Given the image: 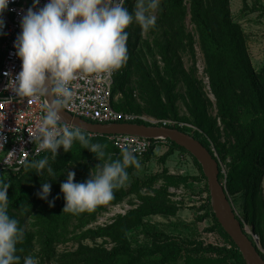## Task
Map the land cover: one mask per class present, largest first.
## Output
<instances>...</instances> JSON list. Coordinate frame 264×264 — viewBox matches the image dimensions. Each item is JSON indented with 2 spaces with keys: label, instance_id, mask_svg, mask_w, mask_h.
Instances as JSON below:
<instances>
[{
  "label": "trees",
  "instance_id": "16d2710c",
  "mask_svg": "<svg viewBox=\"0 0 264 264\" xmlns=\"http://www.w3.org/2000/svg\"><path fill=\"white\" fill-rule=\"evenodd\" d=\"M134 5L135 0L125 2L130 12ZM156 15L154 28H160L161 40L155 38L150 42L145 37L137 46L141 27L133 21L125 29L129 33L127 44L132 47L128 54L132 81L125 89L120 83V70L114 72L113 97L120 90L123 98L114 99L113 106L117 110L146 113L157 119L169 118L174 121L169 126L190 133L211 153L213 144L219 160L225 164L224 171L219 168L218 177L220 181L225 180L229 195L238 191L244 194L246 219L254 225V232L264 247V200L259 186L264 171V63L258 70L253 67L246 50L245 34L231 17L229 0H160ZM188 17L192 31L187 29ZM134 25L136 31L132 33L130 29ZM131 37L135 38L133 43ZM153 44L161 55L162 65L155 58ZM195 45L202 54L203 71L215 99V114L209 112L212 102L204 90L205 84L196 75ZM182 54L190 57L188 69L182 65ZM180 80L184 93L177 90ZM136 91L140 102L133 97ZM179 99L186 108L183 114H180ZM133 121L150 123L141 119ZM84 132L91 142L105 146L101 164L122 157L121 149L114 146L107 135ZM222 135L224 141L220 140ZM150 140L149 149L141 157L136 154L137 159H149L155 145L161 142L168 145L159 157L161 162H165L174 150H179L190 155L198 173L172 174L167 168H162L147 178L136 177L128 188L115 189L114 198L108 202V205L116 204L134 195L131 202L134 206L123 214H117L109 223L85 229L102 213L105 204L92 211L72 214L62 211L65 201L60 192V183L66 179L67 171L75 172L74 181H83L99 163L96 156L82 148L78 141H74L67 152L58 148L55 159L50 153L42 152L28 160L48 156V163L54 170L52 176L46 170L37 174L35 169L25 165L18 170L0 169V184L9 185L6 190L8 213L19 221L24 230V239L17 244L16 254L21 257L19 264H23V257L27 255L39 258L38 264L51 259L58 264H245L240 251L212 211L205 176L197 159L174 141ZM134 169V166L126 169L129 176ZM191 178L203 181L206 193L201 204L204 213L199 219L209 217V230L216 231L222 242L204 245L194 237L181 238L152 228L149 242L133 246L130 232L144 225L146 217L177 213L179 202L172 200L169 187L185 186ZM47 180L51 190L46 200L36 193L41 183ZM53 197L50 207L48 200ZM72 220L76 221L74 229H79L71 236L77 246L73 250L57 252L55 244L67 240L68 225ZM85 238H90L92 244L83 242ZM97 238L101 241L96 242ZM35 243L38 244L37 251L33 250ZM106 244H110L109 247Z\"/></svg>",
  "mask_w": 264,
  "mask_h": 264
},
{
  "label": "clouds",
  "instance_id": "9594fccd",
  "mask_svg": "<svg viewBox=\"0 0 264 264\" xmlns=\"http://www.w3.org/2000/svg\"><path fill=\"white\" fill-rule=\"evenodd\" d=\"M38 3L39 0H32L20 18V31L13 47L21 66L7 86L19 97L43 96L47 100L41 105L43 114L39 123L30 133L37 155L48 152L55 159L58 148L67 152L78 141L99 160L85 180L74 181L75 172L67 171L66 179L60 183L65 201L62 211L79 214L114 198V190L129 179L126 169L140 167L136 153L145 150L147 143L125 145L120 159L101 164L104 145L91 142L79 126L60 125L61 110L73 98L71 82L83 74L107 78L120 69L128 59L129 33L125 29L133 21L146 33L154 28L160 0H135L131 12L125 7V0H46L37 8ZM8 4L9 0H0V34H4L2 13ZM48 159L44 156L22 163L37 174L46 170L52 176L54 170ZM8 187L0 184V264H19L17 244L24 239V230L8 213ZM50 190V183L44 181L36 195L47 200ZM54 199L48 200L50 207ZM23 264H38V260L27 255Z\"/></svg>",
  "mask_w": 264,
  "mask_h": 264
},
{
  "label": "rangeland",
  "instance_id": "374dc122",
  "mask_svg": "<svg viewBox=\"0 0 264 264\" xmlns=\"http://www.w3.org/2000/svg\"><path fill=\"white\" fill-rule=\"evenodd\" d=\"M229 9L231 17L233 18V20L237 21L240 24L241 29L245 34L246 50L248 56L255 70H258V68H260L264 63V0H229ZM186 25L187 29L192 31L193 27L189 21V17L186 20ZM135 26L136 25H134V28L130 29L132 33L136 31ZM145 37H148L150 42H153L155 38H157L158 40L163 39L159 27L154 28L153 31H151L150 29L147 33L141 29L140 38H137V46H139L138 44H140L141 40ZM134 40L135 38H132L131 42L133 43ZM153 48L156 51L155 58L158 60V63L162 65L163 62L161 60V55L157 52L156 45L153 44ZM127 50L128 54H130L132 51V47H130L128 44ZM195 50L197 68L196 75L205 84L204 90L206 91L208 98L212 102V105L208 107L209 112L215 114V99L213 94L209 90L208 79L203 71L204 65L202 54L197 45H195ZM149 60L152 61L153 58L149 56ZM181 61L185 69H188L191 65V60L188 54H182ZM119 70L120 83L123 84L125 89H127V86L130 85V82L132 81V77L129 76L128 59ZM177 90L180 93H184V85L181 80L177 84ZM121 92L120 90H117L114 93V98L117 100H121L123 98V92ZM133 97L140 102L137 91L134 92ZM178 105L180 114L185 113L186 108L181 99L178 100ZM181 123L183 124V122ZM187 124L190 125L189 123ZM224 139L225 137L222 135L220 137V140L224 141ZM167 148V144L159 142L155 145L153 153L149 159L139 158L138 161L140 163V167L135 168L132 171L131 176H129L128 181L124 185L125 188H128L130 186V183L136 177H138L139 179L147 178V176L149 175L160 172L162 168H167L168 172L172 174L195 175L198 173V170L194 165L190 155L179 150H174L170 155H168L165 162H161L159 157L167 150ZM212 150L217 154L213 144ZM221 164L225 169V164L223 162H221ZM202 185L203 181H198L191 178L190 180H188V183L185 186L169 187V191L172 193V200L179 202V209L177 213L173 216L151 215L146 217L144 220V225L130 232L133 246L149 242L151 238L149 231H151L152 228L163 230L165 233L181 238H185L188 236L194 237L198 240H201L204 245H206L207 243H221L222 241L220 240V235H218L216 231L209 230V227L211 225L210 218L204 217L202 219H199V216L204 213V208H202L201 204L204 202V198L206 195ZM259 186L261 188V194L264 200V171L261 174ZM133 197L134 195H129L115 205H108V203H106L105 209L102 210L99 218L102 217L105 219H110L114 217H111L110 215L112 214V211H115L117 214L123 211L127 208V206L131 205ZM230 198L237 215L239 216L240 220L243 221L242 225L244 226V228L256 234V232H254V225L251 222H248V220L246 219L244 207L246 199L244 194L241 191H238L235 194L230 195ZM109 207H111V209L114 207L115 209L109 210ZM75 222V220H72L68 225L69 234H67V240L64 242H56L55 249L57 252L73 250L74 248H76L77 242L71 237L75 232L77 233L79 231V229H74ZM88 227H93V224L91 225V223H89L84 227V229ZM147 232H149V234ZM256 235L258 236V234ZM95 241L98 242L101 241V239L97 238ZM83 242L92 244L93 241L90 238H85ZM258 242L259 245L264 248L261 245L260 240H258ZM109 245L110 244H106L107 247H109ZM33 250H38L37 243H35ZM38 259L39 258H37V260ZM45 264H58V262L51 259L49 261L46 260Z\"/></svg>",
  "mask_w": 264,
  "mask_h": 264
},
{
  "label": "built area",
  "instance_id": "2783aa9c",
  "mask_svg": "<svg viewBox=\"0 0 264 264\" xmlns=\"http://www.w3.org/2000/svg\"><path fill=\"white\" fill-rule=\"evenodd\" d=\"M44 3H46V0H39V3L35 7L38 8ZM31 5L32 0H9L6 10L2 13L4 19L2 32L4 34H0V169L18 170L24 165L22 161L25 159L29 160L37 155L35 153V144L30 139V133L42 117L43 110L41 105L46 103V100L43 96L36 99L19 97L7 86L10 84L11 79H14L20 71L21 61L15 55L13 42L20 31V18ZM113 76L114 72L107 78H97L96 74L78 76L70 85L73 89L72 101L65 105L64 109L75 116L100 123L133 121L135 119L148 122H161V124L166 125L174 123L169 118L157 119L146 113L128 112L114 108L113 100L115 98L112 93ZM60 125L64 126L65 124L60 122ZM107 136L118 149H121L125 145L134 146L137 143L146 142L147 148L142 152L136 153L140 157L151 145L150 138L138 135L116 133L107 134ZM222 169L224 171V166ZM133 206L132 204L127 206L126 209L118 214L125 213ZM110 209L111 207H109ZM114 209L113 207L111 210ZM110 215L111 217H115L117 213L112 211ZM99 217L90 222L91 225L93 224V227L109 223L114 218L105 219ZM248 233L253 239L259 240L258 236L252 231L248 230ZM259 248L264 257V248L260 245Z\"/></svg>",
  "mask_w": 264,
  "mask_h": 264
},
{
  "label": "water",
  "instance_id": "95a60500",
  "mask_svg": "<svg viewBox=\"0 0 264 264\" xmlns=\"http://www.w3.org/2000/svg\"><path fill=\"white\" fill-rule=\"evenodd\" d=\"M60 122L69 127L79 126L89 133L100 135L125 133L146 138L169 139L184 147L199 162L205 176L212 211L223 230L240 251L245 264H264V257L260 254L258 241L253 239L241 224L226 189L225 180L220 181L218 177L219 168L223 167L221 161L217 154L211 153L199 139L176 127L158 122L115 121L100 123L75 116L64 108L61 110Z\"/></svg>",
  "mask_w": 264,
  "mask_h": 264
}]
</instances>
